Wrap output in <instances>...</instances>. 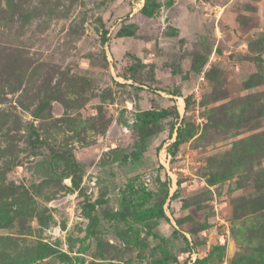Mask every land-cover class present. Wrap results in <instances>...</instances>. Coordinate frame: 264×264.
Instances as JSON below:
<instances>
[{"label":"rangeland","instance_id":"obj_1","mask_svg":"<svg viewBox=\"0 0 264 264\" xmlns=\"http://www.w3.org/2000/svg\"><path fill=\"white\" fill-rule=\"evenodd\" d=\"M144 3L0 0V264H264V0Z\"/></svg>","mask_w":264,"mask_h":264},{"label":"trees","instance_id":"obj_2","mask_svg":"<svg viewBox=\"0 0 264 264\" xmlns=\"http://www.w3.org/2000/svg\"><path fill=\"white\" fill-rule=\"evenodd\" d=\"M159 4L157 3V0H145V3L142 7V13L146 16H152L156 9L158 8ZM123 34L125 35H133L134 31L132 30H124L122 31ZM195 100V98H194ZM171 114V111L168 108H161V109H156V108H150L146 109L143 111H140L136 115V122H135V131L141 140V142L145 145L146 142L159 133L161 131L162 125H161V120L164 118H167ZM181 133H178V140L174 142L175 145H178L179 139H180ZM146 150V148L141 147L140 151H133L130 155L126 154L120 158L119 155V150L113 149L112 152L114 153V160H121L122 162H128L132 161L133 159H138L140 158L141 154ZM219 180L218 176H212L209 179V184L213 185ZM133 193H137L136 189L132 190ZM149 195L152 197V191H149ZM180 196V189L176 190L175 193H173L174 198H178ZM142 200H145L147 198H144L142 196L139 197ZM132 200L126 201L127 205L131 204L132 205ZM133 213V218L144 221V220H154L157 221L159 219L165 218L166 220H169V217L164 210L163 205H160L159 207L155 206H150V207H145L142 208L139 211L132 212ZM159 248L162 250V255L160 257L155 258L154 263L155 264H170L173 263L177 260V255L176 253H173L171 249H169L168 245L159 246ZM220 249H225L226 247L224 245L219 247ZM264 254V252H263ZM204 264L205 262L202 261Z\"/></svg>","mask_w":264,"mask_h":264}]
</instances>
